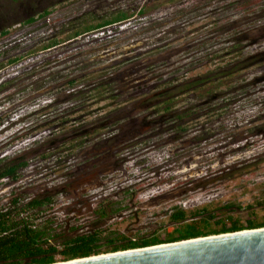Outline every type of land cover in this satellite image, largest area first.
<instances>
[{
	"label": "trees",
	"instance_id": "obj_1",
	"mask_svg": "<svg viewBox=\"0 0 264 264\" xmlns=\"http://www.w3.org/2000/svg\"><path fill=\"white\" fill-rule=\"evenodd\" d=\"M213 1H216L215 6H212ZM66 2L63 4L58 0L53 7H65L69 3L68 0ZM203 2L204 8L212 3L207 15H215L217 12L220 14L216 16L212 22L213 26L210 27L213 35L205 38L199 45L197 41L194 43L196 46L191 47V51L188 50L187 54L190 58H194V62L188 64L189 67L195 62L200 63V67L207 64L212 53L213 57H216L218 52L227 51L229 55L234 50L232 52L235 53L232 55L241 52L244 55L245 47L259 43L245 32L256 30L251 25L254 21L261 22L264 30V0H203ZM166 4L177 6L171 19L177 24L184 25L187 23V15H192L202 8L195 6L197 2L189 7L190 3L186 0H153L151 3L150 0H146L143 4H135L132 1L127 4L130 6H123L126 9L112 7L104 14L83 12L78 24L72 19L68 28L58 35H51L40 51H49L84 36L90 38L103 30L106 32L115 30L123 26L121 24L129 25L137 18H140L137 21L141 20L140 25L147 19L150 20L149 25L142 26L139 30H155L163 25L164 16L163 20H160L158 18L160 15L158 17L155 16L157 14L150 15L158 12ZM53 7L36 12L21 24L30 27L40 21L46 23L54 14ZM204 15L201 13L200 16ZM232 16L237 17L236 20L232 21ZM207 18L205 15L204 19ZM239 18L242 20L237 23ZM6 20L7 18L0 15V40H5L12 32L11 27L6 26ZM245 25L249 26V29L242 32L243 36L238 38L240 30ZM230 28L235 34L232 38L233 45L223 50L221 47L217 48L220 36ZM63 35H67L68 39L63 40ZM215 40L217 41L214 43ZM252 40L255 42L252 43ZM249 41L250 43L247 44ZM171 45V42L160 43L153 49L161 51ZM211 47L218 50L212 52ZM5 49L0 52V57H3L0 60V74L23 60L20 55H7ZM76 53H78L76 59H79L75 61L74 58V63L65 69L55 64L52 68L38 72L35 70L39 68L32 67L30 71V68H27L15 75L10 73L0 77V93L14 90L15 94L28 92L27 95H31L48 90L47 93L49 92L50 95L52 91H57V97L62 95L60 99L71 104V107L63 112L49 114L48 117L40 120L41 122L39 121L40 124L38 122L29 130V133L32 130H38V133L58 131V134L51 136L52 138H41L34 143L44 148L41 156L45 159L59 158L58 161L62 162L59 171L62 172L61 177L64 182L62 181L56 188H46L33 197L28 195L27 187H19L6 204L0 203V264H56L102 254L264 228V196L256 200V205L248 206L249 217L245 222L237 216L226 214L227 211L233 210L234 204H228L214 211L207 208L188 211L181 205H172L167 214L169 222L165 225L164 238L158 235V232L138 234L136 237H128L121 233L105 236L99 224L124 211V206L110 202L108 197H104L94 210L91 208L88 194L83 195L85 200L79 201V206L95 215L96 222L90 231L84 230L79 233L78 228H67L65 224L56 220L51 215L56 208V199L59 196L64 198L74 196L76 186L92 185L90 183H94L99 175L115 169L119 165L117 158L122 152L125 154L137 144L143 130H146L143 135L145 138L139 144L146 142L148 147L155 145L154 141H157V138H159L157 143L184 142V138L189 135L193 136L192 144L193 141L196 145L200 144L211 138L207 137L208 135L216 134L214 128H207V131L205 129V133L209 132V134H203L198 129L203 124L202 120L205 123L213 119L220 121L227 115V106L221 102L226 103L232 99L229 100L226 94L223 98L219 97L222 96L223 90H220L219 86L216 89L213 87L220 83L223 77L234 74L228 69L230 63L225 67L217 64L213 71L195 78L188 79L184 76L181 79L179 77L173 79L151 93L142 94L145 96L138 101V97L141 96H131L127 99L120 89L122 78L119 72L125 62L131 63L130 58L129 61H122L123 63L119 65H105L100 61L90 60L87 54V56L84 53L79 55V51ZM244 62H249V66L264 65V50L261 49L246 59L238 60L235 65ZM263 81L264 77H258L253 79L251 85H259ZM52 94L51 96H54ZM183 97H186L185 102L179 103ZM60 99L54 100L53 103L60 102ZM195 100L197 101L194 103ZM44 101H32L29 106L33 103L40 105ZM43 109L40 111L42 112ZM11 115L9 114L7 118L10 119ZM6 119L0 120V127L8 121ZM28 153L29 149H25L14 157L0 158V182L7 179L15 183L22 179V172L30 164L27 159ZM69 162L72 164L67 165ZM171 189L173 192H178L176 197L186 198L188 195V190H183L184 188L173 186Z\"/></svg>",
	"mask_w": 264,
	"mask_h": 264
},
{
	"label": "rangeland",
	"instance_id": "obj_2",
	"mask_svg": "<svg viewBox=\"0 0 264 264\" xmlns=\"http://www.w3.org/2000/svg\"><path fill=\"white\" fill-rule=\"evenodd\" d=\"M57 1L0 0V15L7 18L6 26L11 27L12 31L11 35L5 40H0V52L8 46L5 49L7 55H20L23 58L19 64L2 72L0 77L10 73L18 74L19 71L27 68H30V71L32 67L39 68L37 71L35 70V72H38L45 68H52L55 64L65 69L74 63V58L75 61L79 59H76L77 51L80 52L79 55L82 53L87 54L90 60H97L102 64L111 65L113 56H104L101 51L104 48L97 47L101 44V41L87 42L88 36L76 41H69L63 46L49 51L40 50L51 35H58L66 30L65 28H68L67 26L72 20H67L69 15L74 16L72 21L78 24V19L83 17V12L90 11L96 14H104L112 7L126 9L123 6H130L127 4L132 1L135 4H143L146 0H73L65 6L67 8L62 6L54 8L53 6ZM151 2L153 0H150ZM186 2L190 3L188 4L189 7L197 2L195 6L202 8L192 15H187L185 25L177 24L174 19H171L177 6L166 4L158 12L150 15L164 16V20L162 18L163 25L158 26L156 30H138L139 33L132 30L131 28L140 24L141 20L137 21L140 18L133 20L129 25L121 24L126 30L128 29L127 34H123L125 38L121 43H127L126 45H128V43L137 39L140 43L138 47L143 49L145 48V42H148L149 46L171 42L172 45L168 47V50L175 48L176 50L172 51L174 53L181 52L183 54L185 51V54L189 53L188 50L191 51L196 46L194 43L198 41L199 45L205 38L213 35L210 32V27L213 26L212 22L220 13L207 15L212 3L209 7L204 8L205 3L203 0H186ZM213 2L212 6H215L216 1ZM49 7H53L52 12H54L51 20L46 23L40 21L30 27L21 24L28 17L35 15L36 12ZM159 12L160 14H158ZM62 13L64 14L61 15ZM201 13L208 18L204 19L205 15L202 17L200 16ZM75 16L78 17L75 19ZM236 18L232 16V21ZM241 20L239 18L237 23ZM254 22L251 25L256 30L252 29L250 32H245L249 29V26L245 25L238 36V38L243 36L242 32H245L255 41H259L255 45L245 47L244 55L241 52L234 56L232 55V53H235L232 52L234 50L229 55L227 51L218 52L216 57H213L212 53L209 55L210 59L207 64L202 67L197 62L189 67L188 64L194 62V58H190L189 55V58L185 60L186 63L175 74L177 75L176 78L179 77L180 79L184 76L188 79L195 78L208 71H213L214 66L217 64L225 67L227 63H230L228 69H231L234 74L230 77H223L222 83L213 86L215 89L219 86V88L221 87L220 90H223L222 96L219 95V97L223 98L226 94L229 100L232 98L229 102H221V104L227 106V115L220 121L213 119L205 123L202 120L203 124L198 128L205 135L209 134V132L205 133V129L207 131V128H214L215 135H208L207 137L211 138L197 145L194 144V141L193 144L191 143L193 140L192 135L186 136L184 142L166 141L157 143L159 139L157 138V141H154L155 145L148 147L146 142L139 144L145 138L143 135H145L146 130H143L137 144L126 151L125 154L122 152L121 156L117 158L119 159V165L115 169H110L108 172L99 175L94 181V184H96L94 187L93 185L77 186V189L84 190L90 196L92 210L104 197H108L110 202L124 206L123 212L115 214L99 224L100 230L105 236L121 233L128 237H136L138 234L158 232V235L164 238L166 234L165 225L169 222L167 214L171 206L176 204L183 206L188 211L202 208L214 211L224 208L228 204H234L233 210L227 211L226 214L237 216L244 222L248 219V206L256 205V200L264 196V81L259 85H251L253 79L264 77V65L252 64L249 66V62H244L236 66L235 63L238 60L248 58L254 52L264 50L262 23L259 21ZM119 28L117 27L115 30L118 31ZM233 31L230 28L220 36V43L217 48L221 47L223 50V48H230L233 45L232 38L235 36L232 33ZM148 35H155L153 36L154 40L142 39V37L146 38ZM62 37L63 40L68 39L67 35ZM254 40H252V43L255 42ZM249 43L250 41L247 44ZM136 49L133 47L129 50L127 52L128 57L125 58H132L134 54L132 55L131 51ZM210 50L213 52L218 49L211 47ZM162 52H165V50ZM2 59L3 57H0V60ZM40 67L42 68L40 69ZM125 71L122 69L119 74H124ZM127 79H129L128 76ZM227 85H229L228 88H226ZM42 92L27 95L28 92H17L15 94L14 90H10L0 93V120H4L9 114H12L11 117H13L5 124L6 127H0V157L15 156L17 144L26 143L25 140L27 139L24 138L27 137L25 136L32 129L31 126L40 121L42 114H55L71 107L69 102L60 99L63 97L62 95L57 97V91L51 92L54 96L49 95V92ZM36 95L38 96L24 102L25 99ZM186 97L180 99L181 102L179 103H184ZM57 99L61 101L53 103ZM39 100L45 101L40 105L33 103L29 106L30 102ZM42 108L44 109L41 112ZM36 132L38 130H32L30 134ZM40 136L45 137V133ZM28 149L27 159L30 166L22 172V179L15 183L10 181L0 183V203L2 204H6L12 198V193L16 192L19 187H27L28 195L33 197L46 188L58 187L64 180L61 177L62 172L57 171L59 164L62 162L60 163L55 158L48 160L42 157L41 152L44 148L36 145V143L30 145ZM173 186L188 190L187 197H176L178 192L172 191ZM160 189L162 193H158ZM67 198L69 197L59 196L56 199V208L53 209L51 215L65 224L67 228H78L79 233L84 230L90 231L94 226V222H96L95 215L88 213L89 210L83 209L79 205L74 206L71 197L70 199ZM78 210H82V212ZM161 226L164 227L161 228ZM60 241L58 240V242Z\"/></svg>",
	"mask_w": 264,
	"mask_h": 264
},
{
	"label": "water",
	"instance_id": "obj_3",
	"mask_svg": "<svg viewBox=\"0 0 264 264\" xmlns=\"http://www.w3.org/2000/svg\"><path fill=\"white\" fill-rule=\"evenodd\" d=\"M132 65L129 64L122 69L128 70ZM152 88L149 87L142 92L147 93ZM131 89L133 88L129 90L132 91ZM38 95L27 98L24 102ZM56 264H264V228L102 254Z\"/></svg>",
	"mask_w": 264,
	"mask_h": 264
},
{
	"label": "flooded vegetation",
	"instance_id": "obj_4",
	"mask_svg": "<svg viewBox=\"0 0 264 264\" xmlns=\"http://www.w3.org/2000/svg\"><path fill=\"white\" fill-rule=\"evenodd\" d=\"M71 1L72 0H68V2ZM60 2L63 4L67 3L66 0H60ZM63 14L64 13H62L61 15ZM76 17L78 16H75V18ZM158 18H160L161 20L163 16H160ZM71 19H74V16L69 15L67 20H71ZM149 21L150 20L147 19V21L144 22V24L143 23L141 25L139 24L131 29L137 32L142 26L149 25L148 23ZM107 31L108 32L102 31L93 34L90 38H87V42L101 41V44L97 47L104 48L101 49L104 56H113L112 64L119 65V63L121 64L122 61L125 60L129 61V58L128 59L125 58L128 57L127 52L131 50L133 47L137 48L136 50L131 51V54L132 55L134 54L133 56L135 55L137 56L131 59V63L125 62L126 64L124 65L125 67L128 64H133L132 67L128 71L126 70L124 74L123 73L120 74L122 78L121 80L122 84L120 85L121 86L120 89L123 91L122 93L127 99L130 98L131 96H135V97L141 96L138 97L139 99H137L139 101L142 97L145 96L142 94L146 93L142 91H145L149 87H153L150 91L147 92V93H151L155 91L159 86H162L163 84L172 81L177 77V75L175 74H177L179 69L186 63L185 60L189 58V54H185L186 51L183 54L181 52H175V53L172 52L176 50L175 48H171L170 50H168L167 47L161 51H157L153 49L155 46L154 43L153 46H149L148 42H145V48L143 49L139 48L138 45H140V43L137 39L133 40L131 43H128V45H126L127 43L123 44L121 43L125 38L123 34H125L127 30L125 27L122 26H120L118 31L112 29ZM140 31H144V30L141 29ZM153 36L155 35L152 36L148 35L146 36V38L142 37V39L147 41L150 39L154 40ZM164 50L165 52H162ZM127 76L129 77V79H127ZM139 83H142V85L138 86ZM130 88H133L131 89L132 91H128V89ZM5 181H9V180L6 179V180H2L1 182H5ZM90 184H92L93 187L96 185L94 183H90ZM161 191L162 190L160 189L158 193H162ZM84 194L87 193L84 190L77 189L76 186V193L74 196L71 197L74 206L79 205L80 204L79 201L86 199L85 197H83ZM67 199H70V197Z\"/></svg>",
	"mask_w": 264,
	"mask_h": 264
},
{
	"label": "built area",
	"instance_id": "obj_5",
	"mask_svg": "<svg viewBox=\"0 0 264 264\" xmlns=\"http://www.w3.org/2000/svg\"><path fill=\"white\" fill-rule=\"evenodd\" d=\"M61 112H63V111H61ZM41 113V112H40ZM58 113H60V112H58ZM52 115V113H45V114H42L41 116H40V120H42V119H44V118H46V117H48V115ZM55 114H57V113H55ZM17 116V115H16ZM13 117H11L10 116V119L9 118H5L6 120H8L6 123H8L11 119H12ZM5 123V124H6ZM2 125L3 127H6V125ZM1 126V127H2ZM1 131V130H0ZM42 133H45V137H41L40 135L42 134ZM42 133H38V132H36L35 134H30L29 133V135L27 136V138H24V139H27V140H25L26 141V143L24 142L23 144H20V145H18L17 144V146H16V150H17V152H16V154H15V156L17 155V154H20V153H22L25 149L26 150H28V147L30 146V145H33L34 144V142H36L37 140H40L41 138H44V139H48V138H52L51 136H55V134H58V131H52V130H50V131H45V132H42ZM35 135H37V136H35ZM29 137V138H28ZM13 146V145H12ZM25 147V148H24ZM14 157V156H13ZM43 157V156H42ZM55 159H57V161H58V158H55ZM48 160H50V159H48ZM68 164H72L71 162H69V163H67V165ZM60 165L61 164H59V169L57 170L58 172H60L61 173V171H59L60 170ZM29 166H30V164H29ZM28 166V167H29ZM26 170V169H25ZM62 183V182H61ZM60 183V184H61Z\"/></svg>",
	"mask_w": 264,
	"mask_h": 264
}]
</instances>
